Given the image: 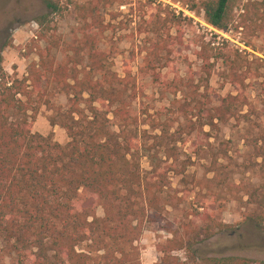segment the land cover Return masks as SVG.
<instances>
[{"label": "trees", "instance_id": "16d2710c", "mask_svg": "<svg viewBox=\"0 0 264 264\" xmlns=\"http://www.w3.org/2000/svg\"><path fill=\"white\" fill-rule=\"evenodd\" d=\"M171 1L200 15L207 26L221 32L230 27L252 32L256 23L248 18L249 9L257 12L256 7L261 5L244 4L236 22L233 11L238 0ZM116 3L123 5L122 0L76 3V26L67 41L55 34L49 20V14L58 12V3L45 0L49 14L33 21L38 28L36 41L42 43L36 46V60L28 64L21 79L10 77L0 67V243L11 246L14 264H94L87 254L75 249L84 241L102 250L100 264H140L134 244L147 225L163 222L159 194L166 174L173 172L183 182L187 178L185 165L178 168L172 163L165 169L155 167L143 174L133 154L139 148L132 132L138 119L131 114L129 100L136 97L138 90L130 73V60L123 62L119 76L112 70L111 53L100 48V39L108 29L101 11ZM258 17L262 19L264 14ZM175 19L167 14L162 23ZM166 39L173 40L169 36ZM9 44L7 40L5 45ZM152 44L156 50L145 53L139 73H154L153 62L166 49L167 42L159 38ZM198 49V70L205 75L202 82L207 83L215 64L221 62L226 81L243 91L250 64L242 52L226 43L214 47L205 42ZM31 50L27 49L23 56L28 58ZM243 64L247 71H242ZM196 94L194 91L191 102L198 130L204 126L218 130L219 125L230 120L239 122V109L248 104L239 92L208 107L209 103L196 99ZM56 95L66 96L64 107H54L51 100ZM41 106L55 108L52 125L64 131L66 144L32 133L31 124ZM188 106L190 103L186 102L178 105L185 120L179 134L182 130H195V123L186 113ZM114 126L119 131H112ZM158 126L161 125L152 128ZM165 126L159 129L163 134L167 131ZM171 156L173 162L178 160L173 153ZM215 162L216 159L211 165ZM196 184L199 186L200 181ZM256 198L253 192L250 201L259 210L255 217L257 226L264 228V198L254 201ZM99 207L102 218L95 216ZM195 212L196 219L191 217L176 231H168L170 238L156 246L160 256L155 264H189L188 256L194 253L195 245L226 229L206 207H198ZM177 252H184L187 258L181 260ZM194 264L264 262L214 257Z\"/></svg>", "mask_w": 264, "mask_h": 264}, {"label": "rangeland", "instance_id": "374dc122", "mask_svg": "<svg viewBox=\"0 0 264 264\" xmlns=\"http://www.w3.org/2000/svg\"><path fill=\"white\" fill-rule=\"evenodd\" d=\"M44 1L0 0V67L12 78L25 76L28 64L36 60V46H42L36 41L38 28L33 21L49 14ZM51 1L58 3V12L49 14L51 26L56 35L68 41L76 26L74 5L84 0ZM122 1L123 5L116 3L101 11L108 29L100 39V48L111 53L112 70L119 76L123 62L130 60V73L138 90L136 97L129 100L131 114L138 119L132 132L139 148L134 149L133 154L143 174L147 175L155 167L165 169L172 163L178 168L185 165L187 176L185 184L181 176L173 172L166 174L165 185L159 194L163 222L147 225L134 244L140 264H155L160 256L156 246L170 238L168 231H176L191 217L196 219L198 207L213 212L215 220L226 229L195 245L194 253L188 256L189 264L214 257H241L256 263L264 262V228L257 226L255 217L259 210L257 204L250 201L253 192L257 195L254 201L264 198V18H256V15L264 14V0H238L236 3L233 11L236 22L244 4H261L256 7L257 12L249 9L248 18L256 23L250 33L234 27L226 32L216 31L207 26L200 15L188 12L171 0H150L149 5H145L148 0ZM167 14L176 19L164 25L162 19ZM167 36L173 40H167ZM159 38L167 44L153 62L154 73H139L145 53L156 50L152 43ZM7 40L9 45H5ZM205 42L214 47L226 43L242 52L250 64L243 91L226 81L221 62L215 64L207 83L202 82L205 75L198 70L200 61L196 52ZM30 48L32 50L25 58L23 55ZM242 67V71H247L246 64ZM155 78L156 83L153 82ZM196 87L200 88L197 90ZM194 91H197L196 99L207 101L208 107L216 106L219 99L228 94L239 92L248 104L239 109V122L230 120L219 125L218 130L207 126L198 130L197 117L193 116L194 103L191 102ZM66 100L64 95H56L51 101L56 108L64 107ZM185 102L190 103L186 113L195 123V130H182L179 134V127L185 125V120L178 105ZM55 108H39L31 124L32 133L64 145L68 142L64 131L60 126L52 125ZM163 124L167 128L165 134L159 131ZM157 125H161L160 128H152ZM111 130L119 131L116 126ZM172 153L178 159L176 162H173ZM214 159L217 163L211 165ZM196 181H200L199 186ZM95 216L103 217L101 207ZM75 249L87 254L94 264H100L104 255L88 241L78 244ZM176 256L181 260L187 258L184 252H177ZM14 263L11 246L0 243V264Z\"/></svg>", "mask_w": 264, "mask_h": 264}]
</instances>
